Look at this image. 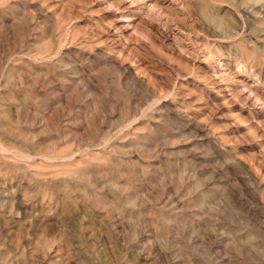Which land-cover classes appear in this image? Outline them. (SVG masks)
<instances>
[{"label": "rangeland", "instance_id": "374dc122", "mask_svg": "<svg viewBox=\"0 0 264 264\" xmlns=\"http://www.w3.org/2000/svg\"><path fill=\"white\" fill-rule=\"evenodd\" d=\"M0 264H264V0H0Z\"/></svg>", "mask_w": 264, "mask_h": 264}]
</instances>
